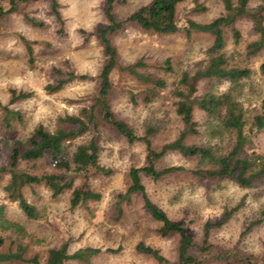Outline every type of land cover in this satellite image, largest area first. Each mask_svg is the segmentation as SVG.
<instances>
[{
	"label": "rangeland",
	"instance_id": "rangeland-1",
	"mask_svg": "<svg viewBox=\"0 0 264 264\" xmlns=\"http://www.w3.org/2000/svg\"><path fill=\"white\" fill-rule=\"evenodd\" d=\"M56 1L61 21L52 11L51 0L21 2L16 10L0 19V103H8L11 88L32 92L27 99L8 104L23 113L25 125L12 132H0V166L7 163L8 148L13 142L24 140L36 124L53 128L59 116L78 114L80 108L91 104L97 93V76L107 60L98 33L109 24L105 0ZM150 1L114 0L112 12L115 20L124 21ZM261 2L263 0H250L251 5ZM222 12L220 0H184L176 9L180 23L188 19L208 22ZM236 27L241 33L240 41L235 44L228 32L226 51L231 62L254 71L238 91V100L252 115L258 111L264 97V75L259 70V64L264 62V52L253 57L244 53L246 44L256 38L249 18L240 19ZM108 37L117 54V64L111 73L109 106L137 137L151 129V146L159 151L164 144L175 140L184 128L176 113L177 98L170 93L171 84L183 70H192L196 62L204 58L212 37L193 34L188 38L183 32L159 34L144 31L131 22H124L122 28ZM25 40L32 44V63H29ZM138 59L145 64L143 71L162 77L167 84L150 102L144 101L143 84L123 69ZM166 59L170 60L171 72L159 67L165 65ZM56 70L85 74L90 79L70 81L62 89L50 93L44 86L60 77ZM229 85L226 80H205L199 82L198 93L206 89L222 93ZM194 119L198 123L197 132L188 134L185 142L211 145L218 155L231 150L235 135L225 130L219 119L206 117L198 109L194 110ZM99 123L97 129L75 142L94 136L100 148L99 163L110 168L112 173L104 175L90 170L74 178L75 186L99 191L102 194L99 201L72 209L70 190L53 198L47 189L38 186L28 193L29 200L40 210V217L32 220L26 218L15 203L5 200L0 192V204H6L4 217L24 229L25 241H30L27 256L37 254L41 260L49 248L70 239V253L85 247L119 248L116 253L109 251L94 256L91 264H170L177 261L178 236L162 238L157 234V223L143 211L142 193L133 195L124 215L116 219L117 194L126 187L129 168L146 164V144L142 140L130 143L111 125L103 121ZM249 128L250 123H247L246 130ZM251 152L264 154V130L251 134L245 153ZM154 164L158 168L177 165L188 170L194 168L192 160L174 151L167 152ZM141 180L151 201L171 220L185 223L194 240L191 253L203 260L200 264H224L215 258L223 251H232L239 258L249 256L258 264H264V180L242 188L229 178L204 179L189 171L158 180L141 174ZM232 208L236 210L228 221L211 229L209 249L199 250L204 224L218 220ZM258 219L261 220L259 223ZM247 226H251L250 231L241 236ZM3 234L9 235L10 230ZM140 241L157 248L168 262H158L136 251L135 245ZM10 264L29 263L15 261ZM67 264L85 263L70 260ZM236 264L248 263L237 259Z\"/></svg>",
	"mask_w": 264,
	"mask_h": 264
},
{
	"label": "trees",
	"instance_id": "trees-1",
	"mask_svg": "<svg viewBox=\"0 0 264 264\" xmlns=\"http://www.w3.org/2000/svg\"><path fill=\"white\" fill-rule=\"evenodd\" d=\"M27 1L32 0H0V19L8 12L16 10L21 2ZM183 1L151 0L138 7L124 21L118 22L112 12L114 0H105L109 24L99 29L98 33L104 45L107 60L97 76L98 89L91 104L80 108L78 114L59 116L53 128L42 123L36 124L24 140L13 142L8 148L7 163L0 166L2 181L0 192L5 200L17 205L26 218L35 220L40 217L37 205L28 198V193L35 191L38 186L47 189L53 198L70 190L69 205L72 209L84 207L90 202L101 199L102 194L99 191L74 185V178L79 173L90 170L104 175L112 173L110 168L99 163L100 148L94 136L89 140L75 142L78 138L97 129L101 121L111 125L118 133L125 136L128 142L142 140L146 144V164L129 168L126 187L123 192L117 194L116 219L124 215L125 207L132 203V196L142 193L143 211L157 223V234L162 238L178 236L177 261L170 264H200L203 260L191 253L194 240L185 223L171 220L167 213L146 195L141 174L158 180L171 174L189 171L192 175L204 179L229 178L242 188L252 187L256 182L264 180V154L245 153L251 134L264 130V97L258 111L252 115L249 114L238 100V91L254 71L250 67L231 62L226 51V34L230 32L233 42L237 44L241 33L236 23L247 17L252 22L256 38L246 44L244 53L248 57H253L264 52V0L256 5H251L250 0H220L223 12L216 18L208 22L188 19L180 23L176 9L177 5ZM51 8L57 19L61 21L56 0H51ZM124 22L135 23L144 31L159 34L183 32L188 38L193 34H206L212 37L211 43L204 51V58L196 62L192 70H183L171 84L170 93L177 98L176 113L180 116L184 128L175 140L164 144L159 151L151 146L149 139L152 134L151 129H147L143 136L137 137L127 123L115 116L108 103L112 86L111 73L117 64V54L108 34L122 28ZM25 47L28 51L29 63H32V44L25 40ZM164 64L163 67L159 66L160 69L171 72L170 60L166 59ZM143 67L145 64L138 59L124 66L123 69L143 84L144 101L150 102L153 96L159 93L158 90L166 88L167 84L162 77L143 71ZM259 70L264 75V62L259 64ZM56 72L60 74L56 82L44 86V89L50 93L62 89L70 81L90 79L85 74L63 73L60 70ZM211 79L226 80L230 85L222 93H215L210 89L198 93L199 82ZM31 95L32 92L16 88L9 89L8 103H0V132H12L19 126L25 125L23 113L18 109L10 108L8 104L27 99ZM195 109L202 111L206 117L219 119L225 130L234 133V143L228 153L218 155L211 145L185 142L188 134L197 132ZM247 123H250L249 131L246 130ZM170 151L192 160L194 168L188 170L180 165L161 168L155 166L154 161ZM5 207V203L0 204V264H10L15 261L29 264H67L70 260L91 264V258L96 255L120 251L119 248L85 247L70 253V239H64L57 247L49 248L43 260L37 254L27 256L30 241H25V231L20 225L4 217ZM235 210L236 208L227 210L218 220L204 224L203 241L199 250L209 249L208 238L211 229L227 222ZM260 221L258 219L257 223ZM250 229L251 226H247L241 236ZM7 230H10V234H3ZM135 249L158 262H168L157 248L142 241L136 243ZM215 258L224 264H236L237 259L242 263L258 264L252 257L239 258L234 256L232 251H223Z\"/></svg>",
	"mask_w": 264,
	"mask_h": 264
}]
</instances>
